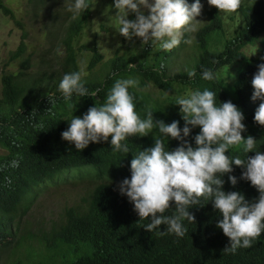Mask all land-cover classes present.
<instances>
[{
	"label": "trees",
	"instance_id": "16d2710c",
	"mask_svg": "<svg viewBox=\"0 0 264 264\" xmlns=\"http://www.w3.org/2000/svg\"><path fill=\"white\" fill-rule=\"evenodd\" d=\"M46 2L49 0H32L34 17L44 10ZM187 2L191 5L194 0ZM0 10L16 20L2 0ZM237 12L243 26L231 34L226 32L218 9L207 11L208 23L195 33L193 40L196 55L188 68L197 72L194 78L189 79L185 70L174 75L168 71L172 57L185 47L183 42L171 52L146 47L138 55H129L117 50L108 60L94 47L88 74L83 79L89 91H100L94 97H73L69 102L62 99L57 86L66 72L81 70L74 42L85 29L91 8L81 18L68 21L61 41L66 56L59 70L40 68L33 77L22 36L11 56L12 62H20L19 71L3 75L0 97V264H264V233L250 248L238 249L235 254L223 252L229 241L216 227L221 217L211 202L189 210L194 222L185 221L182 238L152 234L142 228L147 221L139 224L133 205L120 195L118 186L130 178L134 153L153 146V134L131 137L127 141L128 154L112 152L109 142L90 144L77 152L60 135L68 127L64 119L71 113L82 116L96 103H102L115 79L136 78L139 88L129 91L141 118L151 107L154 119L166 124L175 120L183 128L175 98L207 88L216 92L219 102L231 101L242 111L246 127L242 136H252L264 152V126L253 119L260 101L251 99V80L257 65L264 63V0H241ZM16 24L22 27L19 21ZM214 45L222 47L216 50ZM247 50L254 56L248 57ZM202 68L212 69L216 79L203 81L199 75ZM149 83L160 97L149 96ZM198 132L199 128L192 129L187 138L193 146L192 137ZM178 146L175 140L166 145L170 151ZM226 155L244 157L239 147ZM254 155L255 152L247 154ZM241 172V168L233 166L231 175L238 181L235 186L227 175L221 177L223 190L239 192L251 203L259 193L240 179ZM69 182L94 185L82 212L68 211L65 221L50 231L34 232L24 226L39 195Z\"/></svg>",
	"mask_w": 264,
	"mask_h": 264
},
{
	"label": "clouds",
	"instance_id": "9594fccd",
	"mask_svg": "<svg viewBox=\"0 0 264 264\" xmlns=\"http://www.w3.org/2000/svg\"><path fill=\"white\" fill-rule=\"evenodd\" d=\"M208 5L219 14L235 13L241 0H207ZM92 7L91 0H64V10L71 20L81 18ZM201 0L189 5L187 0H113L115 15L108 16L120 36L126 40L138 38L142 47L157 48L171 52L183 42L191 45L201 15ZM111 11V9H110ZM130 15L134 19H129ZM57 55H61L59 49ZM257 56V55H256ZM251 80V99L260 101L255 110L254 122L264 126V63L257 65ZM189 79L197 75L195 69L185 68ZM82 70L66 72L60 79L57 91L65 102L73 97H94L100 90L89 91L85 87ZM200 78L214 81L216 73L202 68ZM150 83L146 87H150ZM139 88L136 78H117L108 90L103 102L90 107L82 116L73 113L64 120L68 127L61 132V139L77 152L90 144L109 142L114 153L128 154L127 141L131 137L153 134V146L134 153L130 161V178L123 179L118 191L133 205V211L143 221L142 228L157 235H174L182 238L186 232L185 221L193 223L190 209L211 202L221 219L216 227L228 238L224 253L235 254L238 249L250 248L264 233V152L258 148L252 136L246 138L242 111L231 101L219 102L216 92L205 88L193 90L175 98L184 126L173 120L165 123L153 117L151 107L141 118L136 111L135 97L129 89ZM199 132L188 137L192 129ZM110 138V139H109ZM175 140L179 146L168 150V141ZM239 147L244 154L226 155ZM249 152L255 155L248 157ZM233 166L242 169L240 179L250 183L259 193L258 198L248 202L239 192H225L227 175L232 186L237 178L231 175ZM170 205H174L171 207ZM164 230L161 231V226Z\"/></svg>",
	"mask_w": 264,
	"mask_h": 264
},
{
	"label": "rangeland",
	"instance_id": "374dc122",
	"mask_svg": "<svg viewBox=\"0 0 264 264\" xmlns=\"http://www.w3.org/2000/svg\"><path fill=\"white\" fill-rule=\"evenodd\" d=\"M249 1L244 0V3ZM2 2L14 13L16 20L5 16L0 10V97L3 75L16 74L19 71L20 62H12L11 56L20 46L23 35L26 46L25 59L30 61L33 77L40 68H46L49 71L60 69L66 56L65 50L61 47V41L70 20V16H66L67 12L63 8L64 0H49L37 17L33 16L32 0H2ZM91 4V16L88 23L74 42L78 53V64L84 74H88L87 67L93 55L91 49L94 47L98 48L106 60L112 58L117 50L129 55H138L147 47H142L138 38L126 40L112 25L107 24L108 16L105 12L111 16L116 14L115 9L112 8L113 0H91ZM201 4L202 12L197 19L202 23L198 26V30L208 23L207 11L215 8L208 5L207 0H201ZM221 17L225 23L226 32L230 31L232 34V30L243 26V20L237 11L227 15L221 14ZM128 18L131 20L134 16L130 15ZM16 21H19L22 27H19ZM195 33L188 35H195ZM84 46L88 48L85 49ZM221 47L222 45H214L216 50ZM57 49L60 50L61 55L56 54ZM195 55L193 41L191 45H185L179 55L172 57L168 68L169 74L174 75L184 71ZM246 55L252 57L254 52L247 50ZM241 68L242 65L238 67V71ZM98 70L99 66L95 71ZM229 82L232 83V79ZM147 93L154 98L160 97V92L152 87L147 90ZM93 186L91 183L69 182L49 188L35 200L24 226L34 232L50 231L53 227L60 226L65 221L68 211L82 212L84 210Z\"/></svg>",
	"mask_w": 264,
	"mask_h": 264
}]
</instances>
